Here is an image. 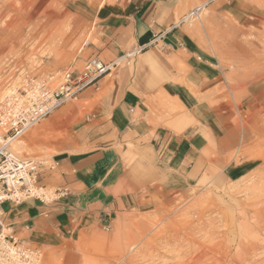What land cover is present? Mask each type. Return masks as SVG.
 <instances>
[{"label": "rangeland", "instance_id": "rangeland-1", "mask_svg": "<svg viewBox=\"0 0 264 264\" xmlns=\"http://www.w3.org/2000/svg\"><path fill=\"white\" fill-rule=\"evenodd\" d=\"M128 1L0 0V101L32 80L54 88L65 73L82 70L97 55L94 47L111 37ZM223 2L222 20L238 25V13L242 31L229 57L242 69L259 67L261 77L255 97H227V130L220 147L206 150V168L173 163V172L160 173L148 166L146 184L127 190L131 202L105 217L87 216L64 238L32 240L14 232L41 249L40 264H264V0ZM79 97L9 149L21 159L49 161L75 151L82 137L76 125L91 112ZM139 169L129 165L133 175Z\"/></svg>", "mask_w": 264, "mask_h": 264}, {"label": "crops", "instance_id": "crops-1", "mask_svg": "<svg viewBox=\"0 0 264 264\" xmlns=\"http://www.w3.org/2000/svg\"><path fill=\"white\" fill-rule=\"evenodd\" d=\"M225 4L128 1L111 37L94 47L95 56L112 68L80 94L79 100L91 106L76 125L82 137L73 145L75 151L58 156L57 169L42 177L41 183L61 191V198L9 211L15 233L32 240L64 238L87 216L105 217L131 202L127 190L146 184L148 166L160 173L173 172V163L190 171L206 168V150L213 143L220 147L221 132L227 130L222 121L227 97H255L261 77L259 67L242 69L229 57L239 49L242 31L238 13V25L222 20L228 15ZM199 6L203 9L197 18L184 19ZM132 161L142 168L138 176L129 170Z\"/></svg>", "mask_w": 264, "mask_h": 264}, {"label": "built area", "instance_id": "built-area-1", "mask_svg": "<svg viewBox=\"0 0 264 264\" xmlns=\"http://www.w3.org/2000/svg\"><path fill=\"white\" fill-rule=\"evenodd\" d=\"M202 9L203 6L196 7L184 19L197 18ZM111 68L93 56L82 70L65 73L57 87L53 88L47 80H32L0 101V264L41 263V249L19 238L7 215L31 201L47 206L61 198V191L41 183L43 175L57 169V160L21 159L9 149L10 142L68 100L79 97Z\"/></svg>", "mask_w": 264, "mask_h": 264}, {"label": "bare ground", "instance_id": "bare-ground-1", "mask_svg": "<svg viewBox=\"0 0 264 264\" xmlns=\"http://www.w3.org/2000/svg\"><path fill=\"white\" fill-rule=\"evenodd\" d=\"M137 230V229H136ZM179 254V253H178ZM137 257V256H136Z\"/></svg>", "mask_w": 264, "mask_h": 264}]
</instances>
